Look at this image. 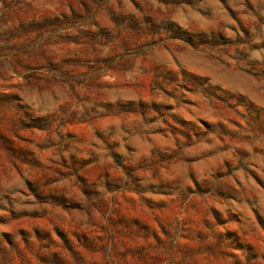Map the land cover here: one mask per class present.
Segmentation results:
<instances>
[{"label":"rangeland","instance_id":"374dc122","mask_svg":"<svg viewBox=\"0 0 264 264\" xmlns=\"http://www.w3.org/2000/svg\"><path fill=\"white\" fill-rule=\"evenodd\" d=\"M0 264H264V0H0Z\"/></svg>","mask_w":264,"mask_h":264}]
</instances>
